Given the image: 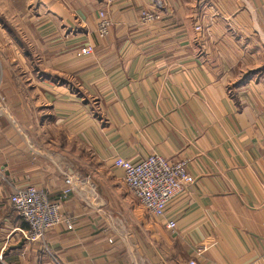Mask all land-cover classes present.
I'll use <instances>...</instances> for the list:
<instances>
[{"label": "crops", "instance_id": "crops-1", "mask_svg": "<svg viewBox=\"0 0 264 264\" xmlns=\"http://www.w3.org/2000/svg\"><path fill=\"white\" fill-rule=\"evenodd\" d=\"M8 1L0 264H264V0ZM151 155L189 160L164 220L111 167ZM30 186L49 202L70 186V230L26 241L8 199Z\"/></svg>", "mask_w": 264, "mask_h": 264}, {"label": "built area", "instance_id": "built-area-1", "mask_svg": "<svg viewBox=\"0 0 264 264\" xmlns=\"http://www.w3.org/2000/svg\"><path fill=\"white\" fill-rule=\"evenodd\" d=\"M140 19L144 23H153L157 17L152 13L143 12ZM110 27V20L100 13L96 32L98 37L105 38ZM195 30L201 32L200 27H196ZM83 52L85 55L92 54L91 48H85ZM188 163V159L172 161L151 155L136 164L115 158L111 167L122 171V180L138 204L150 216L164 220L167 204L191 184ZM69 191L70 186L63 190L58 201L49 202L44 192L32 186L14 190L8 201L15 214L27 225L24 235L26 241H42L47 232L61 224L68 230L71 229L70 220L60 215L59 207ZM165 228L173 231L175 223L166 220ZM187 264L197 263L191 259Z\"/></svg>", "mask_w": 264, "mask_h": 264}, {"label": "rangeland", "instance_id": "rangeland-1", "mask_svg": "<svg viewBox=\"0 0 264 264\" xmlns=\"http://www.w3.org/2000/svg\"><path fill=\"white\" fill-rule=\"evenodd\" d=\"M14 2L18 3V5H21L23 0H14ZM34 2H36V1L34 0ZM0 3H1L2 6H7L9 1L8 0H0ZM0 19H1L0 20V25L4 29H5V26H6L7 28L11 27L13 30H14V28H17L16 30H14L15 33H16V31H18V32L21 31V29H20L21 25L20 24L9 23L8 20L6 21L4 18H0ZM97 23H98V21H97ZM96 32H97V28H96ZM2 101H3V99L0 98V102H2ZM0 106H3V105H1V103H0Z\"/></svg>", "mask_w": 264, "mask_h": 264}]
</instances>
